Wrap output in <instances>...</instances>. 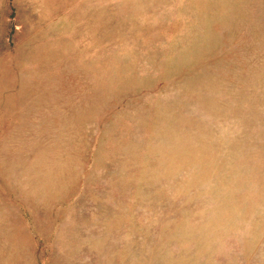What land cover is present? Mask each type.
Here are the masks:
<instances>
[{"label": "rangeland", "instance_id": "rangeland-1", "mask_svg": "<svg viewBox=\"0 0 264 264\" xmlns=\"http://www.w3.org/2000/svg\"><path fill=\"white\" fill-rule=\"evenodd\" d=\"M0 264H264V0H0Z\"/></svg>", "mask_w": 264, "mask_h": 264}]
</instances>
